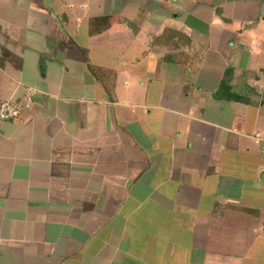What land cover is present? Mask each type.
<instances>
[{"label": "crops", "instance_id": "obj_1", "mask_svg": "<svg viewBox=\"0 0 264 264\" xmlns=\"http://www.w3.org/2000/svg\"><path fill=\"white\" fill-rule=\"evenodd\" d=\"M0 101V264H264V0H0Z\"/></svg>", "mask_w": 264, "mask_h": 264}, {"label": "built area", "instance_id": "obj_2", "mask_svg": "<svg viewBox=\"0 0 264 264\" xmlns=\"http://www.w3.org/2000/svg\"><path fill=\"white\" fill-rule=\"evenodd\" d=\"M30 105V100H26L25 106ZM21 110L11 101H0V123L12 122L20 117Z\"/></svg>", "mask_w": 264, "mask_h": 264}]
</instances>
